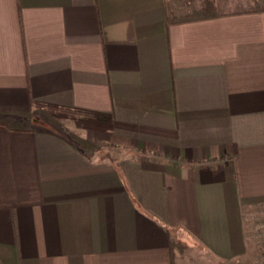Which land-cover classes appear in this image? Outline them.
I'll use <instances>...</instances> for the list:
<instances>
[{
    "label": "crops",
    "instance_id": "0c3cea01",
    "mask_svg": "<svg viewBox=\"0 0 264 264\" xmlns=\"http://www.w3.org/2000/svg\"><path fill=\"white\" fill-rule=\"evenodd\" d=\"M206 1L0 0V264L264 262V0Z\"/></svg>",
    "mask_w": 264,
    "mask_h": 264
},
{
    "label": "trees",
    "instance_id": "16d2710c",
    "mask_svg": "<svg viewBox=\"0 0 264 264\" xmlns=\"http://www.w3.org/2000/svg\"><path fill=\"white\" fill-rule=\"evenodd\" d=\"M257 9L259 8L257 7ZM261 10L264 11V6H261ZM215 14L216 11L212 3L207 0L201 9L195 11L193 14H191V16H189V18H186L185 20L208 18ZM39 105L41 107L43 106L53 119H70L74 123L75 127L79 129L99 131H107L112 129V115L104 112L91 111L81 108L50 106L44 105L43 103H39ZM0 127H3L1 122Z\"/></svg>",
    "mask_w": 264,
    "mask_h": 264
},
{
    "label": "rangeland",
    "instance_id": "374dc122",
    "mask_svg": "<svg viewBox=\"0 0 264 264\" xmlns=\"http://www.w3.org/2000/svg\"><path fill=\"white\" fill-rule=\"evenodd\" d=\"M237 1V0H236ZM240 1H242V0H240ZM240 5H243L242 3H234L233 5H230L229 6V8L230 9H236V8H239V6ZM202 7H200V8H198V9H201ZM49 117V116H48ZM50 121H49V120ZM48 119H46V120H43L45 123H47V124H50V125H52L50 122H54V123H56L55 122V120H53V119H51L50 117L48 118ZM63 120H65V119H63ZM67 120H69L68 122H63V124H62V128H64V127H66V128H68V130H70V131H73V130H75V128H74V126H73V122L70 120V119H67ZM52 126H54V125H52ZM55 127V126H54ZM55 129L57 130V128L55 127ZM77 129V128H76ZM59 130V129H58ZM114 152H115V150H113ZM112 151V152H113ZM261 262V261H260ZM262 263H264V262H262Z\"/></svg>",
    "mask_w": 264,
    "mask_h": 264
},
{
    "label": "built area",
    "instance_id": "2783aa9c",
    "mask_svg": "<svg viewBox=\"0 0 264 264\" xmlns=\"http://www.w3.org/2000/svg\"><path fill=\"white\" fill-rule=\"evenodd\" d=\"M252 264H264V263H261V262H255V263H252Z\"/></svg>",
    "mask_w": 264,
    "mask_h": 264
}]
</instances>
